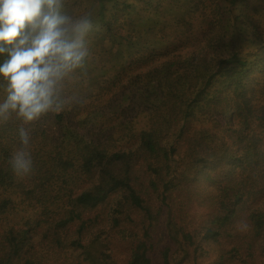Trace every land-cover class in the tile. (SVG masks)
Segmentation results:
<instances>
[{"label": "trees", "instance_id": "1", "mask_svg": "<svg viewBox=\"0 0 264 264\" xmlns=\"http://www.w3.org/2000/svg\"><path fill=\"white\" fill-rule=\"evenodd\" d=\"M63 11L94 22L75 72L87 85L63 89L85 97L0 124V227L15 197L34 213L0 229V264H155L163 220V264H205L212 246L217 264H264V63L241 55L259 40L264 60V0H65ZM20 127L58 171L13 173Z\"/></svg>", "mask_w": 264, "mask_h": 264}, {"label": "clouds", "instance_id": "2", "mask_svg": "<svg viewBox=\"0 0 264 264\" xmlns=\"http://www.w3.org/2000/svg\"><path fill=\"white\" fill-rule=\"evenodd\" d=\"M64 5L65 0H0V54L7 55L0 63L7 82L0 124L13 115L28 124L68 106L64 82L86 67L92 55L87 37L95 26L91 14H65ZM18 137L20 147L8 163L24 177L33 171L31 136L20 127Z\"/></svg>", "mask_w": 264, "mask_h": 264}, {"label": "rangeland", "instance_id": "3", "mask_svg": "<svg viewBox=\"0 0 264 264\" xmlns=\"http://www.w3.org/2000/svg\"><path fill=\"white\" fill-rule=\"evenodd\" d=\"M258 42L260 41L254 40L253 43L251 42L244 43L242 46V51H241L242 57L253 62V65L255 66L261 65L264 63L263 57H261V51L258 48V45H259L257 44ZM68 85L72 87V90H78V89L83 88L87 84H86V81H83L80 77H78L75 73H73L72 78L64 82V87ZM63 96L64 98L69 100V102H72L73 100L77 102V101H80L82 98H84L85 94L78 92L75 96H70V97L66 95H63ZM49 127L50 129H52L51 130L52 134H55L58 132V128H59L58 126H49ZM15 132L16 130H14V133ZM30 151L33 157L34 164H33V171L28 175L36 174L37 172H40V171L47 172L48 170L58 169V165H57L58 157L51 154L52 150L49 145L47 146L41 145L40 137L38 140H36L34 143L30 145ZM243 152H244V155L249 165H252L256 160V154L252 146H249V145L244 146ZM48 156H51V157H48ZM208 192H214V189H209ZM15 198L17 199V206H16L17 209L7 214L5 220H3L1 227H0V229L2 230L9 228L10 226H16V225L21 226L23 222H25L27 219L32 217L34 214L29 208V205H30L29 202H22V201H19L21 200L20 198H17V197ZM253 208H254L253 203L249 202L245 205V207L240 212L239 217L237 218L236 223H235L236 228H238L240 231H245L247 229V227H243L241 225V221H243V223L248 226L247 217ZM155 236H156L157 246H158V249H157L158 251L154 254L155 264H163L159 250L161 248H164L166 246L173 244L172 240L169 238V236L167 235L165 231V220L162 221L161 226L157 230ZM209 249L210 251L213 252V254L211 255L210 258L205 260V264H217L215 263L216 257L214 254L215 252L218 251L219 248L217 246H212V248L209 247ZM225 264H234V263L227 262Z\"/></svg>", "mask_w": 264, "mask_h": 264}]
</instances>
